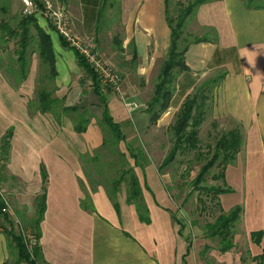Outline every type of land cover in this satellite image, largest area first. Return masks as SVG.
Returning <instances> with one entry per match:
<instances>
[{
    "label": "crops",
    "instance_id": "crops-1",
    "mask_svg": "<svg viewBox=\"0 0 264 264\" xmlns=\"http://www.w3.org/2000/svg\"><path fill=\"white\" fill-rule=\"evenodd\" d=\"M7 1L10 15L18 16L21 1ZM55 1L68 11L76 33L91 39L103 60L122 77L127 103L113 91L103 96L108 115L124 136L116 145L124 153L123 146L125 150L131 147L128 138L145 137L149 132L145 111L170 46L166 6L169 11L171 5L192 0ZM203 1L187 18L185 32L207 36L208 41L188 47L187 70L175 74L170 105L155 127L176 115L186 97L200 86L218 78L208 101L209 120L218 123V130H239L242 137L239 152L225 169L226 194L234 193L236 185L245 188L249 197L245 205L227 210L241 208L232 248L222 252L221 245L188 241L177 228L178 214L154 163L141 166L129 156L141 188V214L125 191L113 198L96 174L92 177L88 168L84 174L83 159L106 152L105 132L97 119L99 114L102 119L103 105L74 51L62 44L44 19L36 17L50 37L54 54L52 97L61 99L62 108L75 110L60 119L53 111L38 110L41 60L34 53V64L18 86L11 87L0 73V146L11 131L4 170L20 184V205L33 209L36 196L46 189L39 224L43 264H257L253 257L264 250V9H247L244 0ZM128 103L137 107L130 111ZM81 115L87 124L78 132L75 127ZM247 170L248 175L244 174ZM244 175L250 181H243ZM254 187L261 192L256 210L253 203L257 200L251 197ZM259 231L262 238L257 245L251 233ZM243 236L244 245H240ZM6 238L0 230V264L6 262Z\"/></svg>",
    "mask_w": 264,
    "mask_h": 264
},
{
    "label": "trees",
    "instance_id": "trees-1",
    "mask_svg": "<svg viewBox=\"0 0 264 264\" xmlns=\"http://www.w3.org/2000/svg\"><path fill=\"white\" fill-rule=\"evenodd\" d=\"M258 1L259 0H244V4L247 9H264V4H260ZM203 2V0H192L187 4L179 3V11L176 17L170 16V13L166 6V21L170 28V46L166 59L162 62L159 68L157 80L153 89V95L147 103L145 112L148 114L150 126H153L157 123L162 114H164V112L170 105L173 94L172 83L175 74L187 70V66L185 64V53L188 47L191 44L208 41L207 36L194 37L185 34V24L187 18L190 17L194 13L195 9ZM0 13H2L4 17H6L5 19L0 20V31L1 33H4L1 38L3 39V37L5 36H19L17 50L15 53V56L17 58L16 63L18 65L17 73L15 75L16 78H18V82H23L27 77L29 62L26 55L29 45L32 44L36 49L41 63L47 68V72L45 75L46 82L37 93V107L38 110L42 113L53 111L55 105H58L57 102H60V100L52 97L53 91L55 90L52 86V82L56 76V69L50 37L39 27L36 17L33 15H22L20 17L12 15H10L11 17L5 16L10 13L7 0H0ZM12 17L15 19H19L17 24V30L20 31L19 33H16L15 30H11L10 26H8V23H6V20ZM31 30L34 31V35L32 34ZM214 39L215 36L213 37V40ZM60 40L64 46H67V44L62 39ZM75 55L78 64L85 70V72L92 80L93 91L96 93V95L99 96L100 103L103 105L102 122L105 124V126H107L111 133V139L108 141H104V144H110V146L115 148L118 143L124 140V136L121 133L119 124L115 123L108 115L106 100L103 94L104 92H110L111 90L103 88L100 85L97 76L93 73V71L85 63V61L76 53ZM134 58L135 54L133 55L132 59ZM215 83V80L204 83L193 95L186 97V99L183 101L175 116L174 123L170 126V129L174 133L175 143L169 150L166 158L160 166V169L173 163L176 156L180 153L183 154L185 152H191L193 150H200L199 131L201 125L205 120L207 110L206 103L211 99L210 93ZM67 109L74 111L75 107ZM86 124L87 122L84 119V116L81 115L80 120L75 127L76 131H84ZM10 136L11 131H8L2 139L0 153H5L9 145L8 141ZM241 144L242 137L239 130L237 129L230 130L221 135L215 143L214 153L211 156L207 155V159H205L204 157V164L191 183L194 192H198V203L204 204L202 200L203 196H205L206 198H210V200L212 201L216 200L215 205L218 207L220 213L215 218L213 224L207 225V229H210L212 231L210 237L219 238L221 243L220 250L222 252L232 248V238L233 234L235 233V226L238 221L241 208L239 206H235L230 211L225 212L221 207L219 197L229 192V189L207 187L203 184L205 183L211 169L217 167L219 171L216 175H213L212 178L214 180L220 179L224 185L225 169L227 165L234 160L235 156L239 152ZM119 154L122 155L124 153L119 152ZM197 156L202 157L203 155L198 152ZM130 157L135 160V164L138 163L136 155H130ZM131 171L132 170L126 171L125 175L131 174ZM129 176V193L127 199L128 201H132L134 203L136 200H139L141 188L137 178L133 174ZM122 180L123 177L119 178L117 181L112 182L113 194L115 193L117 186L122 182ZM45 199L46 189L45 187H43L42 192L35 198V218H33L27 224L28 228L35 235L38 242L40 238L39 224L43 219L45 211ZM85 205H87L86 202ZM3 206L4 202L0 196V218L8 226L5 227L2 232L11 242L14 243L19 256V262H23L26 264H37L34 259L35 257H39L42 260L40 246L37 245L34 248V255L31 259L29 257V254H27L26 252V248L21 237L14 231V221L8 214L2 212ZM136 210L139 212V207L136 206ZM251 238L252 241L258 245L262 238V232L259 231L251 233ZM253 260L257 264H264V250L260 255L253 257ZM3 264L8 263L5 262Z\"/></svg>",
    "mask_w": 264,
    "mask_h": 264
},
{
    "label": "rangeland",
    "instance_id": "rangeland-1",
    "mask_svg": "<svg viewBox=\"0 0 264 264\" xmlns=\"http://www.w3.org/2000/svg\"><path fill=\"white\" fill-rule=\"evenodd\" d=\"M258 2L260 4H264V0H259ZM178 11V4H175V6L171 5V8L169 9L170 16L176 17ZM22 15H26L23 12V7H21L20 14L17 17H20ZM5 16L11 17L10 13ZM5 18L6 17H4L2 13H0V20ZM18 20L19 19H15L13 17L6 20V23H8L10 29L15 30L16 33L20 32L17 30ZM189 31L192 30L190 29ZM31 32L34 35V31L31 30ZM3 34L4 33H1L0 31V73L11 87H15L22 83L18 82V78H16L15 75L18 69V65L16 63L17 58L15 56V53L17 50L19 36H5L2 39L1 37L3 36ZM27 50L28 51L26 56L29 62V71V69L33 66L32 57L34 53L37 55V52L34 45L32 44L29 45ZM40 65V71L38 70V91L43 87L46 82L45 75L47 72V68L43 66L41 61ZM217 79L218 78H216V81H218ZM57 100H60V102H57L58 105H55V108L53 110V114L56 119H60L62 115H73L72 110L67 108H61L64 106V104L61 102V99ZM206 105L207 110L205 120H207V123L202 128L200 127L201 130L199 131L200 150H193L191 152H185L183 154L180 153L176 156L173 163L160 169V166L166 158L169 150L173 147V144L175 143L174 133L170 129V126L174 123L176 115L171 114L168 117L164 118L163 121L159 122V126L157 128L155 127L157 123L153 126H150L149 132L146 134L145 137L134 139L132 137L128 138L127 141L128 143H130L131 147L130 149L125 150L124 146L122 145L123 148H121V150L124 151L125 154H122L124 156L119 154V149L117 148V146L113 148L112 146H110V144H106V152L104 154L102 153L94 155L90 158L87 157L88 159L84 158V174H88V172H93L92 177H96L97 175L98 181L101 183L103 182L104 186L110 192L111 196L115 198V195L118 192L124 193L125 191L127 195L129 193V175H134L132 171L131 174L125 175L126 171L131 170L130 164L133 163L132 159L129 157L130 155H136L137 162L141 166H145L149 162L154 163L157 168L158 175L163 181L166 190L168 191V194L174 203V209L178 214L179 223L177 228L182 230L184 236L188 238V241L191 244L195 242L197 245L200 242H205L206 245H214L215 247L219 248V246L221 245L219 238L210 237L212 231L210 229H207V225L213 224L215 218L220 213L218 207L215 205L216 200L212 201L210 200V198H206L205 196H203L202 200L204 204L198 203V192H194L191 186L192 181L197 176L199 170L204 164V157L205 159H207L209 155L211 156L214 153V146L216 141L221 135L226 133L225 131L218 130V123L211 122V120H209L211 109L209 108L208 102L206 103ZM97 119L99 120L98 124L101 126V128H103L105 132V141L110 140L111 133L107 126H105V124L102 122L100 114L98 115ZM79 120L80 118H78V121ZM1 128L2 123H0V130ZM198 152L201 153V155L203 156L198 157ZM4 161V154L0 153V193L5 197V200L10 207V211L12 214H10L9 216L12 220V217H14L18 221V223L14 222V231L17 235L21 237L23 244L26 248V252L32 259L34 255V248L39 245V242L36 239L35 235L32 233V231L28 228L27 224L33 218H35V207L31 210H28L22 204L20 205L17 197V193H20V184L16 180H13L7 176L4 170ZM92 166H96L97 168L93 170ZM86 168H88V172ZM218 171L219 169L217 167L212 168L203 185L207 187H219L226 189L225 183L223 185L220 179L214 180L212 178V176L216 175ZM244 174L248 175V170L245 171ZM244 176L245 178L243 179V181H250L246 178V175ZM121 177H123V180L117 186V189L115 191L116 194H113L112 182L117 181ZM253 182L255 184V179L253 180ZM256 183H258V180L256 181ZM233 187L236 190L234 193H225L221 196V203L224 210L226 211L237 204H240L242 206L244 203L245 205V202L249 200V197H245V188L243 191L242 188L236 185ZM257 190L258 187H256V190L254 187L253 195L251 196L253 201L257 200L253 203V208L255 210L258 207V204L260 203L259 201L261 194L260 190ZM134 205L139 207L140 214L143 213V202H141L140 200H136L134 202ZM5 227H8L7 224L0 218V230L3 231ZM22 231L27 232L29 233V235L32 236L31 248L28 247L30 244V240L27 237L25 238V236L22 234ZM6 239V241H8L9 243L6 262L8 264H26L23 262H19V256L14 246V243L11 242L8 238ZM240 245H244V236L241 237ZM206 248H210V246H207ZM34 259L37 264H43L42 260L39 257H35Z\"/></svg>",
    "mask_w": 264,
    "mask_h": 264
},
{
    "label": "built area",
    "instance_id": "built-area-1",
    "mask_svg": "<svg viewBox=\"0 0 264 264\" xmlns=\"http://www.w3.org/2000/svg\"><path fill=\"white\" fill-rule=\"evenodd\" d=\"M24 16L33 15L44 19L50 27L55 31L60 39H62L69 48L79 55L85 63L90 67L93 73L97 76L100 85L103 88L110 89L119 95L125 103L122 90L121 75L99 54L95 43L88 38L80 36L76 33L68 11L59 5L55 0H20ZM128 110L136 108V105L126 104ZM4 202L2 212L8 215L12 214L10 207L5 200V197L0 193ZM14 222L18 223L17 219L12 217ZM22 231V234L30 240L29 248L32 245V236L29 233Z\"/></svg>",
    "mask_w": 264,
    "mask_h": 264
}]
</instances>
